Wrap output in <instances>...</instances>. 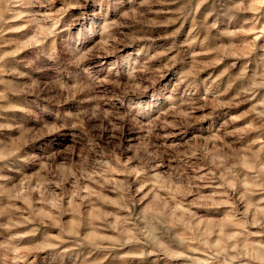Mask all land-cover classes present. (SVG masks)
Instances as JSON below:
<instances>
[{
  "label": "rangeland",
  "instance_id": "rangeland-1",
  "mask_svg": "<svg viewBox=\"0 0 264 264\" xmlns=\"http://www.w3.org/2000/svg\"><path fill=\"white\" fill-rule=\"evenodd\" d=\"M0 264H264V0H0Z\"/></svg>",
  "mask_w": 264,
  "mask_h": 264
}]
</instances>
